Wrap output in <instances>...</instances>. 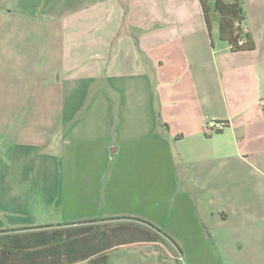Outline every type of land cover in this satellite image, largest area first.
<instances>
[{
    "label": "rangeland",
    "instance_id": "1",
    "mask_svg": "<svg viewBox=\"0 0 264 264\" xmlns=\"http://www.w3.org/2000/svg\"><path fill=\"white\" fill-rule=\"evenodd\" d=\"M112 1L117 0H0V130L11 131L0 155V209L1 199L35 192L37 185L44 192L69 190L71 184L60 176H89V168L104 176L113 169L126 177L107 219H139L170 240L119 250L127 258L112 264H245L246 246L238 252L242 246L228 245L235 240L232 234L212 223L189 224L195 210L177 186L184 180L181 151L187 161L192 145L177 148L175 137L143 139L149 134L141 129L152 113L146 112L145 83L136 78L140 68L128 71L123 53L111 46L117 20L111 22L106 13ZM212 31L221 49L225 43L217 28ZM25 95L28 99L20 100ZM109 144L122 148L104 164L99 160L111 158ZM37 176L46 180L36 181ZM130 178L140 181L128 189ZM16 204L0 214V231L15 227L10 220ZM259 230H253L256 237L263 236Z\"/></svg>",
    "mask_w": 264,
    "mask_h": 264
},
{
    "label": "crops",
    "instance_id": "2",
    "mask_svg": "<svg viewBox=\"0 0 264 264\" xmlns=\"http://www.w3.org/2000/svg\"><path fill=\"white\" fill-rule=\"evenodd\" d=\"M242 4L244 26L255 44L252 51L232 52L226 43L217 49L200 0H117L106 15L111 22L117 20L111 46L123 53L122 64L128 71L140 68L136 78L145 83L146 112L152 116L141 129L149 134L143 139L175 137L177 148L192 145L187 161L180 150L185 168L184 180L177 186L195 210L189 224H216L220 232L235 237L228 245L242 246L238 252L246 246L245 264H264V250L254 246H264V172L252 163L264 166V0H242ZM215 28L219 35L217 18L212 19ZM6 133L11 131L0 130V155ZM110 146L111 158L99 162L108 164L120 154V144ZM85 174L89 176H60L71 184L61 193L44 192L37 185L35 192L9 195L1 199L0 214L15 209L12 201L19 204L10 220L15 224L12 230L112 218L111 199L119 195L126 176L114 174L113 169L104 176L90 168ZM60 178L56 176V181ZM139 181L130 178L128 189ZM255 229H261L263 236L256 237ZM242 230L248 231L241 236ZM150 245L117 248L109 252L107 264L126 260L119 250ZM141 257L150 262L149 255ZM85 263L92 264H76Z\"/></svg>",
    "mask_w": 264,
    "mask_h": 264
},
{
    "label": "trees",
    "instance_id": "3",
    "mask_svg": "<svg viewBox=\"0 0 264 264\" xmlns=\"http://www.w3.org/2000/svg\"><path fill=\"white\" fill-rule=\"evenodd\" d=\"M208 30L218 19L219 39L232 52L252 51L244 33L241 0H200ZM242 38L245 42L240 44ZM169 238L158 228L135 218L92 220L66 226L0 231V264H107L109 252L132 244L157 245ZM170 240V239H169Z\"/></svg>",
    "mask_w": 264,
    "mask_h": 264
},
{
    "label": "built area",
    "instance_id": "4",
    "mask_svg": "<svg viewBox=\"0 0 264 264\" xmlns=\"http://www.w3.org/2000/svg\"><path fill=\"white\" fill-rule=\"evenodd\" d=\"M244 33L246 34L248 32V28L243 25ZM245 42V38H242L240 41V44H243Z\"/></svg>",
    "mask_w": 264,
    "mask_h": 264
}]
</instances>
